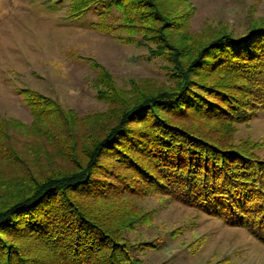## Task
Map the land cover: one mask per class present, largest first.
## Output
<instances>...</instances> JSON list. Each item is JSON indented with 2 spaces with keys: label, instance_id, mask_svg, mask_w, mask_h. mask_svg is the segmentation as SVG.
<instances>
[{
  "label": "rangeland",
  "instance_id": "obj_1",
  "mask_svg": "<svg viewBox=\"0 0 264 264\" xmlns=\"http://www.w3.org/2000/svg\"><path fill=\"white\" fill-rule=\"evenodd\" d=\"M72 1L0 0V143H14L21 152L20 165L25 162L29 167L24 170L15 164L4 168L0 163V180H13L17 175L26 180L59 168L75 169L86 159L87 149L119 123L123 107L161 88H178L183 75L174 71L175 59L185 63V57L194 54L202 42L220 33L241 35L249 26L264 27V0H157L162 6L160 19L138 18L140 29L123 24L126 28L120 29V38L115 35L117 23L129 21L121 11L112 8L105 23L97 26L93 22L100 21L97 11L88 8L73 16ZM146 9L137 11L142 14ZM133 11L127 7L126 15ZM197 67L190 74L194 83L189 92L203 89L207 94L203 85L231 76L209 63ZM237 80H241L239 76ZM235 86L234 82L230 91L239 93ZM22 87L50 96L61 108L62 112L46 114L38 122L41 128L47 124L50 139L41 137L32 126L34 117L19 93ZM212 97L222 103L220 96ZM249 107L250 119L234 124L221 118L222 111L216 115L192 112L188 118L181 113V118H171L185 119L264 157V112ZM231 111L230 115H239L236 107ZM130 118L126 117V124L140 125L129 124ZM229 125L231 129L225 133L224 127ZM60 139L72 141L75 148L64 149ZM101 159L112 173H118L115 189L102 186L95 198L90 196L92 191L89 197L80 191L78 197L105 224L119 223L116 233H110L117 235L114 238L122 247L127 244L132 264L140 260L142 264H264V242L245 227L226 224L175 200L112 153ZM101 263L98 259L97 264Z\"/></svg>",
  "mask_w": 264,
  "mask_h": 264
},
{
  "label": "trees",
  "instance_id": "obj_2",
  "mask_svg": "<svg viewBox=\"0 0 264 264\" xmlns=\"http://www.w3.org/2000/svg\"><path fill=\"white\" fill-rule=\"evenodd\" d=\"M142 6L147 9L141 14L137 10ZM127 7L134 9L132 14L126 15ZM161 7L157 0H73L70 5L73 16L88 8L97 11L100 21H93L97 26L111 15L112 8L118 9L129 19L117 23L115 35L120 38V29L126 28L123 24L140 29L137 19L159 20ZM193 53L185 57L186 64L175 59L174 71L183 75L177 89L161 88L123 107L119 123L111 125L94 147L87 149L86 159L75 169L59 168L26 180L20 175L0 180V264H97L98 259H102L101 264H132L127 244L122 247L114 238L117 235L110 233H116L119 223L105 224L78 197L80 191L83 197L92 191L90 196L95 198L102 186L115 189L119 176L102 163L105 153L133 165L141 179L154 182L175 200L202 209L226 224L245 227L264 242V157H258L249 146L209 133L185 119H172L181 118V113L188 118L192 112L216 115L222 111L225 114L221 118L234 124L250 119L253 114L249 106L252 111L258 108L264 112V27L249 26L241 35L220 33L202 42ZM200 63L222 68L226 76L230 72L234 81L231 76L225 81L218 77L215 83L203 85L209 93L203 89L189 92L194 83L190 74ZM238 76L241 80L236 81ZM234 82L239 93L230 91ZM19 93L34 117L32 126L41 137L50 139L47 124L41 128L39 123L46 114L62 112L59 105L29 87H22ZM217 95L222 103L213 99ZM232 107L239 115H230ZM128 115L129 124L140 125L126 124ZM61 116L68 120L66 114ZM224 129L227 133L231 127ZM60 140L64 149L75 148L72 141ZM20 157L14 143H0L4 168L20 165ZM20 167L29 169L25 162ZM137 263L142 264L141 260Z\"/></svg>",
  "mask_w": 264,
  "mask_h": 264
}]
</instances>
